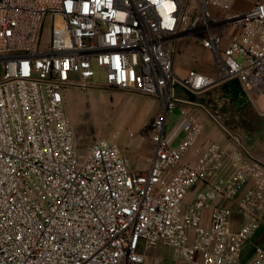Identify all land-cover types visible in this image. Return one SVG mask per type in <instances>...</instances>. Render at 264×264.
Returning <instances> with one entry per match:
<instances>
[{"label": "built area", "instance_id": "1", "mask_svg": "<svg viewBox=\"0 0 264 264\" xmlns=\"http://www.w3.org/2000/svg\"><path fill=\"white\" fill-rule=\"evenodd\" d=\"M237 1L195 0L189 14L188 0H0V264H144L142 243L171 248L182 264H242L264 210V164L204 103L177 96L180 87L202 95L232 82L248 97L263 92L264 0L228 15ZM58 18L66 40L60 47ZM46 19L53 38L44 52ZM184 35L212 54L216 78L175 75L174 46ZM95 68L103 87L161 103L148 170L130 169L121 131L80 159L64 92L94 86ZM178 106L184 138L174 145L167 120ZM203 108L231 147L209 141L189 156L203 133ZM198 184L203 189L185 207ZM219 199L238 204L239 231ZM250 264H264V249Z\"/></svg>", "mask_w": 264, "mask_h": 264}, {"label": "rangeland", "instance_id": "2", "mask_svg": "<svg viewBox=\"0 0 264 264\" xmlns=\"http://www.w3.org/2000/svg\"><path fill=\"white\" fill-rule=\"evenodd\" d=\"M200 1L205 2V0ZM194 4L195 0H188L187 13H194ZM216 13L218 17L226 14L222 11H216ZM52 38L53 24L49 19H46L41 33L39 50L50 51ZM174 49V73L181 74V70L186 72L185 75L192 70L216 72L212 59L209 64L202 61L203 47L195 38L184 35L175 43ZM2 74L3 66L0 64V77ZM94 84L90 88L76 87L64 92L65 107L80 159L84 160L87 157L95 141L103 139L114 142L117 131H121L118 141L122 145L123 152L128 155L136 157L143 150H150L152 146L151 128L161 113V103L154 98L138 93L120 92L103 87L105 78L97 69ZM205 95H192L181 87L177 89V96L180 99L192 101L194 98H202ZM214 111H218L222 123H230L236 113L231 101L225 102ZM181 122V107L178 106L168 117V134H175ZM130 133L134 134L132 139L128 137ZM183 138V133L179 134L174 145Z\"/></svg>", "mask_w": 264, "mask_h": 264}, {"label": "crops", "instance_id": "3", "mask_svg": "<svg viewBox=\"0 0 264 264\" xmlns=\"http://www.w3.org/2000/svg\"><path fill=\"white\" fill-rule=\"evenodd\" d=\"M258 1L259 0H238L233 4L228 15L235 13H245L249 11ZM230 33L231 30H228L227 37L224 40V47L228 46ZM203 51L204 52L201 55L202 61L209 64L211 63L210 59H212L214 64L212 54L205 49H203ZM192 71L205 74L211 78H216V72L212 73L211 71L207 70ZM185 73V71L181 70V74H176L175 72V75L179 76L180 78H185L188 75V73L186 75ZM205 94L206 95L204 97L194 98L192 101L204 103L209 109V112L216 115L219 120L221 118L218 116V111L216 112L214 109L220 108L227 101H231L233 103L236 109L234 118L230 123L225 122L224 124L229 129H231L234 134L240 136L243 139L248 156L264 164V90L259 95L248 97L243 93L238 82H232L221 87L214 88ZM197 117L203 127V133L198 143L192 148L189 156L195 155L209 141L217 142L226 148L231 147V143L227 136L217 125L214 117L212 118L210 114L206 113L205 108L197 110ZM182 126L183 123L181 122L177 127L175 134H170L169 137L171 140H176L177 136L183 133ZM123 154L127 158L131 170L145 171L148 170L150 166V161L152 158V146L150 150H143L136 157L130 156L126 152H123ZM201 189H203V185L198 184L189 190L185 207L193 203L196 193ZM245 193L246 189H241L237 196V201L242 200L245 196ZM218 202L224 204L233 211L231 217V228L235 232L239 231L244 224V219L238 204L234 202L225 203L221 199H219ZM210 215V210H206L204 212L205 224L209 223ZM258 248L264 249V210L260 215L259 228L250 236L248 242L244 244L242 248L241 263H252L255 259L256 250ZM139 251L145 257L144 264H182L175 259L173 250L166 246H148L142 243L140 245Z\"/></svg>", "mask_w": 264, "mask_h": 264}, {"label": "bare ground", "instance_id": "4", "mask_svg": "<svg viewBox=\"0 0 264 264\" xmlns=\"http://www.w3.org/2000/svg\"><path fill=\"white\" fill-rule=\"evenodd\" d=\"M56 46L60 47L65 44L66 40L64 38V23L61 18L56 20Z\"/></svg>", "mask_w": 264, "mask_h": 264}]
</instances>
